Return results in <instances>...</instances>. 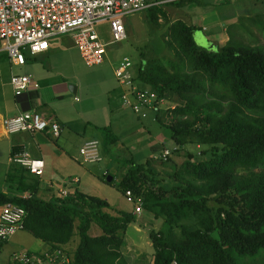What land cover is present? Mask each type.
<instances>
[{
    "label": "trees",
    "instance_id": "16d2710c",
    "mask_svg": "<svg viewBox=\"0 0 264 264\" xmlns=\"http://www.w3.org/2000/svg\"><path fill=\"white\" fill-rule=\"evenodd\" d=\"M157 13L163 14L158 4L147 7L150 20L155 21ZM166 34L177 59H145L139 52L135 69L136 61L132 64L133 79L138 86L174 102L156 119L167 128L170 153L185 155L181 167L189 179L165 187L141 162L128 156L121 160L125 169L115 185L120 192L129 188L140 196L143 209L161 218L159 228L147 230L153 250L150 264H170L171 260L176 264L263 262L264 46L227 37L206 49L192 39V24L181 19L170 22ZM112 94L116 89L110 99ZM96 128L103 148L117 140L110 125ZM190 144L199 145L198 153L187 149ZM13 170L18 179L14 187L28 194L0 191V204L13 202L24 209L22 229L41 239L46 248H63L68 264H127L121 246L127 223L133 219L129 211L75 187L61 197H38V176L23 166L8 168L6 176ZM111 181L112 175L107 182ZM186 208L202 211L194 228L179 222ZM91 222L99 226V233H87ZM175 224L180 236L173 234ZM74 232L77 242L69 251L63 246Z\"/></svg>",
    "mask_w": 264,
    "mask_h": 264
},
{
    "label": "rangeland",
    "instance_id": "374dc122",
    "mask_svg": "<svg viewBox=\"0 0 264 264\" xmlns=\"http://www.w3.org/2000/svg\"><path fill=\"white\" fill-rule=\"evenodd\" d=\"M158 5L163 11V14L157 13L155 21L148 18L147 7L123 15L122 24L126 36L117 42L106 44L104 58L100 63L92 65L84 64L78 52L72 45L55 49L53 52L51 51L52 55L50 56V59L52 60L54 58L55 62L58 64L57 66L52 65L50 68L45 66V69L61 73L62 69L68 68L67 71L71 73L69 76H66V82L64 83L65 89L63 92L66 94L64 96L61 94L59 97L52 98L54 103L59 102V105L61 106V109H59L61 117H58V119L61 120L66 127V134L71 137H76L75 133L80 134L78 136H83L87 134L89 129H91L93 135L99 136L100 131L92 124L96 123L95 116H97V112H94V109L97 108L103 112L106 106L105 101L107 99L109 100V98L107 92H100V88L101 90L104 89H102L104 79L111 85H116V78L112 73V68L122 55L128 56L132 64L136 61L133 65L134 69L136 68L139 59V52H141L142 57L145 59L152 58L162 62L177 59L173 48H171L166 42L167 26L175 19H181L185 23H191L192 39L197 45L206 49H212L214 47V44L212 46V43L208 42L206 39L209 36L220 37L222 32L226 33V36L234 42L249 45L261 44L264 46V0H181L174 3L162 2ZM233 15H235V20L229 21L230 17ZM221 19L226 20L224 21L226 23H223V28L218 24ZM95 29L102 40L108 41L111 39L109 26L106 20L95 23ZM58 37L66 38V35L65 33H62L61 35H58ZM57 51L60 53H57ZM62 53L65 54L67 58L73 59L70 66H64L59 63L62 61V56H64L60 55ZM1 57H3V54H0V58ZM17 68L18 67H13L11 72H28L26 70H18ZM6 70L9 75L10 70L3 65L1 67L2 73H7ZM77 83H79V86L75 88L74 92H72L69 89L68 84L76 85ZM38 91L41 93L42 90L39 89ZM57 93L59 92L55 91L51 95ZM168 100L169 99L163 102V106L174 104L173 101L168 102ZM112 105L113 107H118V111L113 113L112 117L117 118L120 115L122 117L120 122L123 123L121 126H115L117 129L113 132L119 134L120 138H122L121 144L124 143L123 145L128 148V151L116 154L117 156L120 154L116 161L118 171L116 173L110 172L113 175L111 182L104 180L105 175L101 174V170L103 165L108 164L107 167H109L111 165V160H106V158L109 157V154L100 147L99 151L101 157L103 156L101 161L93 163H79L77 160L74 161V164L78 169L87 166L96 170L98 166L101 167V170L99 171L100 177L93 175L91 182V184L95 182V190H90L83 184V182H81L84 179L82 176L78 183L66 182L65 185L69 186L68 188L70 189H72L71 184L73 186L77 185L78 189L81 187L86 192L98 195L103 194V192L108 195L109 192L108 197L112 199L114 203L119 201L121 205H124V207L129 210L131 204L125 201L122 192H120L115 185L117 177L119 180L118 173L121 171L123 172L125 169V164H122L121 160L128 156H132V158L141 162L143 169L146 170L148 174L155 176L158 179L159 184L165 187L177 183L185 184L186 179H189V176L182 171L181 161L185 157L183 153H170L168 157L160 161L151 157L159 152V148L162 146V141H160V139L164 138L162 139L164 145L170 143V140H168L167 128L161 122V119L153 120L151 112H149L145 118H137L127 107H122L118 100H115V102L112 101ZM109 118L108 115L106 117V122L102 124L98 121L96 125H109L112 119L111 118L110 123H108L107 121H109ZM134 129L136 131H134ZM72 141L73 140H70V142ZM76 145L77 143L73 145V148L76 147ZM198 146L199 145L190 144L187 145V149L189 151L196 150L194 153H198V148H200ZM123 150H125V148ZM145 160H147L146 163ZM113 168H109V170H113ZM146 211L147 210L140 211L141 214L137 217L133 216V219L131 220L135 222L133 223L134 227L138 230L136 235L132 237L130 227H128L127 233H125V231L123 233L125 239L122 252L126 258L127 264H150L151 262L153 250L150 239L147 235V230L150 227L154 229L159 228L161 226V223L159 224L161 218H157V223L156 220L152 219L154 217L151 213H149L151 217L149 215L146 216ZM130 213L134 215L132 212ZM201 213L202 211L200 209L186 208L184 215L179 219V222L184 223L189 228H194L198 225V218ZM74 223H77V218H74ZM176 224L172 227L173 234L180 236L179 226ZM86 231L89 234H97L100 232V228L98 225L91 222ZM212 234L215 235L213 230ZM12 238L22 241H24L25 238H30L32 241L36 240L35 237L23 229L15 231ZM77 238V233L74 232L71 239L63 247L71 251L77 242ZM29 244H32V242ZM5 252L6 250L4 249L0 252V262L2 264H4L5 261ZM255 264H264V261Z\"/></svg>",
    "mask_w": 264,
    "mask_h": 264
},
{
    "label": "built area",
    "instance_id": "2783aa9c",
    "mask_svg": "<svg viewBox=\"0 0 264 264\" xmlns=\"http://www.w3.org/2000/svg\"><path fill=\"white\" fill-rule=\"evenodd\" d=\"M175 0H0V52L5 54L10 70L8 82L13 95L38 83L29 73H13V66L21 65L25 55H34L48 47L51 36L65 33L76 47L86 65L100 63L107 43L125 38L122 17L142 10L150 4H160ZM106 20L111 39L104 41L95 29V23ZM118 84L117 100L127 107L137 118H145L149 112L152 119L166 108V99L154 90L138 86L133 79L132 62L122 55L112 68ZM172 106V104H170ZM4 132L46 130L57 136L60 126L53 117H47L36 109L19 110L12 116L1 117ZM171 143L165 144L156 155L165 159L171 150ZM100 142L96 137L85 138L77 149L79 163H93L102 159ZM8 161L25 167L29 172L42 174L43 160L32 156L24 148L11 150ZM102 175L107 169L101 170ZM77 176H69L66 182H77ZM72 186V184H71ZM64 185L58 189L59 196L70 190ZM125 201L131 204V212L140 214L141 198L132 194L129 188L123 190ZM24 209L13 202L0 204V242L8 239L15 231L22 229ZM69 256L63 248H44L38 252L20 248L10 252L6 264H68ZM170 264H176L171 260Z\"/></svg>",
    "mask_w": 264,
    "mask_h": 264
},
{
    "label": "crops",
    "instance_id": "0c3cea01",
    "mask_svg": "<svg viewBox=\"0 0 264 264\" xmlns=\"http://www.w3.org/2000/svg\"><path fill=\"white\" fill-rule=\"evenodd\" d=\"M234 16L235 15L230 17L229 21L235 20ZM224 21L226 20L221 19L218 22L219 26H221L222 28L224 26L223 23H226ZM58 35H61V34L51 36L48 39V47L46 50L39 52L37 54H34V55L26 54L25 61L23 64L13 66V67H18L17 68L18 70H21V71L26 70L28 71L26 73H29V74L31 73L32 79L38 83L37 87L33 88L30 86L24 91L16 95H13L11 92V88L8 82L9 75H8L7 70H6L7 73L5 74L2 73L1 71V67L3 65L8 69L9 67H8V62L6 60L5 54L3 52H0V54H3V57L0 58V64H1L0 66V119L1 117L12 116L16 114L19 110L36 109V110L43 112L45 116L47 117H53L56 121H58V124L60 126L58 135L52 136L46 130H35V131L22 130V131H17L13 133H6L4 132L2 125L0 123V191L2 192L17 194V195L28 194L27 190L23 189L18 192L16 187H14V184L18 182V179L15 176L16 170L11 171L8 177L6 176V172L8 171V168L21 166L16 163L8 161L7 156L9 152L13 150L12 148L14 149L24 148L28 151L30 155L40 157L43 160L42 174L38 177V181H37L38 183H37V187L35 190V195L41 198L47 199L51 196H56L58 189L65 185L64 181H66L69 176H77L78 181H80V178L82 176L84 179L81 182H83V184L87 186L90 190H95L94 188L96 187L95 182L91 184L93 175L95 176L97 175L100 177L99 175V171L101 170L100 166H98L96 170H94L93 168H89L87 166L80 167L78 169L77 166L74 164V161L77 160V156H76L77 149L79 145L81 144V142L85 138H89V137H96L100 139L101 133H99V136H95L93 135L92 130L89 129L87 134L83 136H78L80 134L75 133V132L74 133L76 134V137H71L70 135L66 134V131H67V130L65 131L66 127L63 125V122L58 119V117H61V113H59V109H61V106L59 105V102L54 103L52 99V98L59 97L61 94L62 96L66 94L65 92H63L65 89L64 83L66 82V78H67L66 76H69L71 73L67 71L68 68L62 69L61 73L57 71L52 72L50 71V69H45L46 68L45 66L50 68L52 65L57 66L58 64L55 62L54 58L52 60L50 59V56L52 55L51 53L55 51V49H59V48H62L68 45H72L77 51L76 47L74 46L70 37L67 34H65L66 38H63V37L59 38ZM227 37L228 36H226V33L222 32V35L220 34V37L209 36L206 40L212 43V46H213V44H218V45L222 44L227 39ZM57 53H60V52L57 51ZM60 55L61 56L64 55V56H62L61 58L62 61H60L59 63L63 64L64 66H70L72 64L73 59L67 58V56L63 53ZM103 83L104 84H103L102 89L103 88L104 89L101 90L100 88V92L102 93L107 92L108 97H109L110 93L116 89V95H113L114 94L113 93L111 99L109 97V100L107 99L105 101L106 106L103 112L101 110H98L97 108L94 109V112L95 111L97 112V116H95L96 117L95 122L98 123L99 121L103 124L104 122H106V117L109 115L110 118H109V121L107 122L110 123V119L111 118L113 119V120L111 119V123L109 125L110 127L112 126L111 129L114 131L117 129L115 128V126L118 127L123 124L122 122H120L122 119L120 115L117 118L112 117L113 113L118 111L117 110L118 107H113L112 105V101L115 102V100H117L118 84L116 82V85L113 86L109 82H107V80L105 79L103 80ZM71 85L73 84H68L69 89ZM73 86L75 90V88L79 86V83ZM39 89L42 90L41 93L40 91H38ZM55 91H58L59 93L51 95ZM96 123H92V124L96 127L97 126ZM134 131L136 130L134 129ZM116 134L118 138L115 142L109 143L104 148L100 146L102 150L106 151L107 154H109V157H107L106 160L107 161L111 160L110 161L111 165L109 167H107L108 164L103 165V168L107 169V173H109L108 175H112L110 172L116 173L118 171L116 161L118 160L119 155L123 151H128L127 150L128 148H126L125 145H123L124 143L121 144L122 138H120L118 133ZM162 139H160V141H163ZM70 140H73V141L70 142ZM168 140H170L171 142L170 138ZM73 142L77 143L76 147L74 148H73V145L75 143ZM124 148L125 150H123ZM117 153H120V154L117 156L116 155ZM134 160L137 161L136 159ZM109 168H113V170L111 169L112 170L111 171L109 170ZM6 177H7V180H9L7 182H12L10 186L6 184ZM112 178H113V175H112ZM86 180H89V181H86ZM74 187L78 188L77 185L76 186L72 185V189ZM68 189L72 190L70 188ZM79 190H81L82 192L86 194H94V193L86 192L81 187L79 188ZM94 195L105 198L109 205L117 206L123 210H128L127 208L124 207V205H121L119 201H117V203H114V201H112V199L108 197L109 192H108V195H106L105 192H103V194H99V195L94 194ZM131 208L132 207L129 206L130 212H131ZM142 211H145V210L142 209ZM146 212H147L146 216L149 215L150 212L149 211H146ZM140 214H134L133 216L137 217ZM157 218H160V217H154L152 219L156 220L157 222ZM133 223L135 222L129 221L125 229V233H127L128 227L131 228L132 237L136 235L138 232L136 227H134ZM160 223L161 222H159V224ZM26 232L29 233L28 231ZM13 234L0 245V252L3 249L6 250L4 254L5 255L4 264L7 263L9 254L13 250L25 248L31 251L38 252L46 248L47 246L39 238L35 237L36 240L34 241H32L30 238H27V239L25 238V240L22 241V240H17V239L12 238ZM124 239H125V235L123 236V241ZM30 242H32V244H29ZM14 247H17V248H14ZM122 247L123 245L121 246V250H122ZM0 264L2 263L0 262Z\"/></svg>",
    "mask_w": 264,
    "mask_h": 264
},
{
    "label": "water",
    "instance_id": "95a60500",
    "mask_svg": "<svg viewBox=\"0 0 264 264\" xmlns=\"http://www.w3.org/2000/svg\"><path fill=\"white\" fill-rule=\"evenodd\" d=\"M70 89H71V91L73 92V91H74V86L71 85V86H70ZM110 178H111V175H106V176H105V180H106V181H109Z\"/></svg>",
    "mask_w": 264,
    "mask_h": 264
},
{
    "label": "clouds",
    "instance_id": "9594fccd",
    "mask_svg": "<svg viewBox=\"0 0 264 264\" xmlns=\"http://www.w3.org/2000/svg\"><path fill=\"white\" fill-rule=\"evenodd\" d=\"M106 176V175H105Z\"/></svg>",
    "mask_w": 264,
    "mask_h": 264
}]
</instances>
